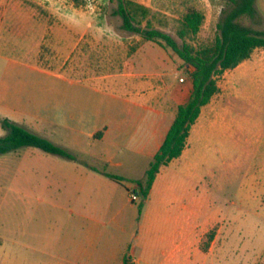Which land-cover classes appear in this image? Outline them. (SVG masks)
I'll use <instances>...</instances> for the list:
<instances>
[{
	"label": "crops",
	"instance_id": "crops-1",
	"mask_svg": "<svg viewBox=\"0 0 264 264\" xmlns=\"http://www.w3.org/2000/svg\"><path fill=\"white\" fill-rule=\"evenodd\" d=\"M0 7V137L9 120L75 156L22 148L0 154V174L14 173L23 193L18 211L44 224L40 232L18 234L22 264H122L125 256L133 264H200L202 226L214 220L201 222L202 204L210 206L211 197L201 194L206 158L196 142L220 122L223 106L213 98L202 108L182 155L161 168L140 211L128 191L145 177L178 106L188 101L190 77L161 85L128 63L121 72L89 73V33L102 28L82 16L50 24L36 13L26 26L24 7L15 17L8 0ZM95 39L96 60L104 66L103 36ZM203 150L210 154V144ZM10 162L15 170L5 168ZM30 191L47 199L27 201Z\"/></svg>",
	"mask_w": 264,
	"mask_h": 264
},
{
	"label": "rangeland",
	"instance_id": "rangeland-1",
	"mask_svg": "<svg viewBox=\"0 0 264 264\" xmlns=\"http://www.w3.org/2000/svg\"><path fill=\"white\" fill-rule=\"evenodd\" d=\"M133 1L149 8L153 27L171 35L179 45L183 43L178 36L183 17L190 9L201 11L205 17L201 31L195 39L187 40L197 48L213 44L223 12L233 7L230 0ZM8 3L14 17L20 16L24 7L26 26L34 24L32 16L36 13L50 24H63L69 18L80 19L82 16L83 23L102 28V32L89 33L93 38L89 45V73L121 72L128 63L137 71L159 79L161 85L173 80L182 84L180 79L186 81L189 76L183 61L171 49L122 29V20L114 13L116 2L8 0ZM255 7L262 21L242 17L239 22L264 31V0H256ZM96 36H103L104 66L100 65V59L96 60ZM30 46L31 43L26 41V53ZM43 51L48 57L50 50L44 47ZM4 65L0 55V79ZM29 78L26 73V87ZM219 85L222 89L213 102L224 108L221 120L207 128L208 137L196 142L200 157L206 158L202 160L205 180L200 185L201 194L203 197L205 192H210L211 197L210 206L202 204L201 222L203 225L209 217L214 220V225L202 226L200 264H264V48L255 49L241 70L226 71L219 78ZM208 143L211 152L205 155L203 148ZM22 149L45 154L31 147ZM5 168L15 170L16 164L10 162ZM10 175L0 174V264H22L24 254H17L18 234L40 232L44 224L40 218L18 211L16 204L23 200V193H18L17 177L14 173ZM26 195L25 200L31 202L47 199L32 191ZM134 204L140 209L141 199ZM28 211L32 213V210Z\"/></svg>",
	"mask_w": 264,
	"mask_h": 264
},
{
	"label": "trees",
	"instance_id": "trees-1",
	"mask_svg": "<svg viewBox=\"0 0 264 264\" xmlns=\"http://www.w3.org/2000/svg\"><path fill=\"white\" fill-rule=\"evenodd\" d=\"M110 1L117 3L114 13L121 18L122 29L139 35L145 41L171 49L183 61L193 85L188 101L178 106L176 117L145 177L137 181L141 211L161 168L182 155L192 126L200 117L202 108L219 92V78L226 71L250 59L255 49L264 48V31L254 30L239 22L242 17L262 21L255 7L256 0H230L233 7L223 12L217 24L218 34L213 44L197 48L187 43V40L198 36L205 20L201 11L190 9L183 17L178 31V36L183 41L182 45H179L171 35L153 27L149 19V8L133 0ZM2 128L6 135L0 137V154L32 147L75 160V156L67 150L9 120L2 122ZM107 176L118 180L110 174ZM122 264H133L131 257L125 256Z\"/></svg>",
	"mask_w": 264,
	"mask_h": 264
},
{
	"label": "built area",
	"instance_id": "built-area-1",
	"mask_svg": "<svg viewBox=\"0 0 264 264\" xmlns=\"http://www.w3.org/2000/svg\"><path fill=\"white\" fill-rule=\"evenodd\" d=\"M180 82L184 83V79L181 78ZM128 193H129L131 202H137L141 199L138 184H136L133 188H130Z\"/></svg>",
	"mask_w": 264,
	"mask_h": 264
}]
</instances>
